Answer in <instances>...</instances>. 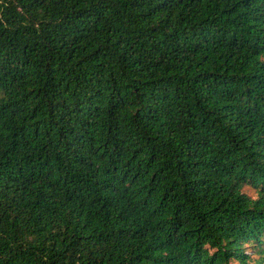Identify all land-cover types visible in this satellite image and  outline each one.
I'll return each instance as SVG.
<instances>
[{"label": "trees", "instance_id": "obj_1", "mask_svg": "<svg viewBox=\"0 0 264 264\" xmlns=\"http://www.w3.org/2000/svg\"><path fill=\"white\" fill-rule=\"evenodd\" d=\"M233 263L264 264V0H0V264Z\"/></svg>", "mask_w": 264, "mask_h": 264}, {"label": "rangeland", "instance_id": "obj_2", "mask_svg": "<svg viewBox=\"0 0 264 264\" xmlns=\"http://www.w3.org/2000/svg\"><path fill=\"white\" fill-rule=\"evenodd\" d=\"M244 190H245L248 194H250V195H253V194H254V191H253L251 188H249V187H245ZM233 264H234V263H233Z\"/></svg>", "mask_w": 264, "mask_h": 264}]
</instances>
